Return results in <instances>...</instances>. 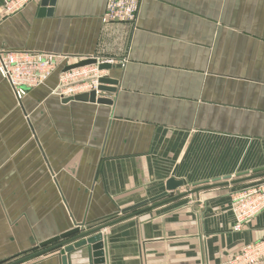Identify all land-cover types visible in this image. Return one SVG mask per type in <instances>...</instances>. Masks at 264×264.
<instances>
[{
    "label": "crops",
    "instance_id": "0c3cea01",
    "mask_svg": "<svg viewBox=\"0 0 264 264\" xmlns=\"http://www.w3.org/2000/svg\"><path fill=\"white\" fill-rule=\"evenodd\" d=\"M106 4L0 18V51L117 61L109 102L66 101L58 73L19 102L0 74V264H63L51 240L77 227L101 239L68 264L100 244L103 264H228L264 238V213L236 230L232 210L264 178V0H143L135 24Z\"/></svg>",
    "mask_w": 264,
    "mask_h": 264
},
{
    "label": "built area",
    "instance_id": "2783aa9c",
    "mask_svg": "<svg viewBox=\"0 0 264 264\" xmlns=\"http://www.w3.org/2000/svg\"><path fill=\"white\" fill-rule=\"evenodd\" d=\"M142 1L107 0L103 22L135 24ZM36 2L41 0H3L0 18L18 14L29 4ZM92 59L96 62L78 65ZM115 64L117 65L116 59L102 56L69 57L25 50L0 51V73L12 86L19 102L29 90L45 83L55 73L59 75L56 91L61 98L92 93H96L98 97L102 79L108 76L109 70L102 66ZM232 210L237 219L236 230H241L249 220L264 213V178L234 192ZM228 264H264V238L244 245L229 258Z\"/></svg>",
    "mask_w": 264,
    "mask_h": 264
},
{
    "label": "water",
    "instance_id": "95a60500",
    "mask_svg": "<svg viewBox=\"0 0 264 264\" xmlns=\"http://www.w3.org/2000/svg\"><path fill=\"white\" fill-rule=\"evenodd\" d=\"M55 0H41V9H40V13L41 15H44L45 13H49L51 14L52 12V8H48V6H52L54 4ZM91 62H96V60L92 59V60H86V61H82L81 63H79L78 65H83L85 63H91ZM103 68H107V69H111L113 66L112 65H103ZM107 83H111V81L109 80V78H103L102 79V85L100 87L101 91H107L109 90L107 87ZM91 99L92 101H100V102H109L106 99H97L96 97V93H92V94H81V95H77L75 97H70V98H66V101H70V100H80V101H87ZM264 175V173H261L260 175L257 176H262ZM184 184L183 181H177L175 179H171L168 182V189L169 190H175L178 187L182 186ZM198 190V189H197ZM102 228V227H101ZM100 228L92 230V231H86L83 233H80L81 231H83V227H77L71 231H68L58 237H55L54 239L51 240V242H57L51 249H58V248H62L61 249V258H62V262L63 264H68V256L67 254L72 252L74 249L76 248H80L84 245L87 244H93L94 242H99V240L101 239V235H95L92 237H87L92 235L94 232L99 231ZM78 234V235H76ZM85 237H87V239H84ZM82 239L81 241H78ZM47 244V243H46ZM45 251H42L41 253H44ZM39 253H35L34 255H30L27 259L33 258L39 254ZM96 256H97V263L98 264H103V262H105V252L104 250L101 248V244L98 245V247H96V252H95ZM24 259V260H27Z\"/></svg>",
    "mask_w": 264,
    "mask_h": 264
},
{
    "label": "rangeland",
    "instance_id": "374dc122",
    "mask_svg": "<svg viewBox=\"0 0 264 264\" xmlns=\"http://www.w3.org/2000/svg\"><path fill=\"white\" fill-rule=\"evenodd\" d=\"M0 74H1V73H0ZM43 84H44V83H43ZM41 85H42V84H41ZM38 86H40V85H38ZM38 86H36V87H38ZM34 88H35V87H34ZM27 93H28V92H27ZM27 93H26V95H27ZM56 93H57V91H56ZM57 94H58V93H57ZM26 95H25V96H26ZM25 96H24V97H25ZM260 181H261V180H259L258 182H260ZM258 182H256V183H258Z\"/></svg>",
    "mask_w": 264,
    "mask_h": 264
}]
</instances>
